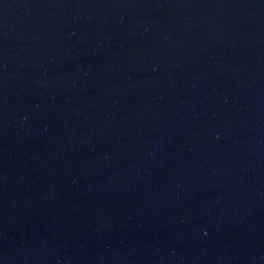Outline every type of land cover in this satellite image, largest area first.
Returning <instances> with one entry per match:
<instances>
[{"label":"water","instance_id":"obj_1","mask_svg":"<svg viewBox=\"0 0 264 264\" xmlns=\"http://www.w3.org/2000/svg\"><path fill=\"white\" fill-rule=\"evenodd\" d=\"M0 264H264V0H0Z\"/></svg>","mask_w":264,"mask_h":264}]
</instances>
